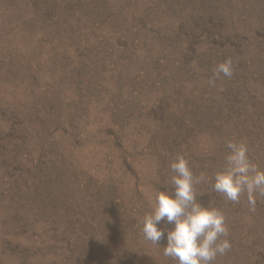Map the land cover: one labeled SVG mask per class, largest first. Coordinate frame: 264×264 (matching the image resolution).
<instances>
[{
	"label": "rangeland",
	"instance_id": "1",
	"mask_svg": "<svg viewBox=\"0 0 264 264\" xmlns=\"http://www.w3.org/2000/svg\"><path fill=\"white\" fill-rule=\"evenodd\" d=\"M231 138L264 169V0H0V264H178L174 223L141 231L177 153L226 216L213 264H264V198L212 188Z\"/></svg>",
	"mask_w": 264,
	"mask_h": 264
},
{
	"label": "clouds",
	"instance_id": "2",
	"mask_svg": "<svg viewBox=\"0 0 264 264\" xmlns=\"http://www.w3.org/2000/svg\"><path fill=\"white\" fill-rule=\"evenodd\" d=\"M221 74L227 78L233 76L230 57L218 63L208 84L215 86ZM226 148L223 165L212 176L213 191L233 204H238L241 196L246 194L248 210L255 213L257 198H264V169L249 158L246 140L228 139ZM169 168L171 187L156 191L151 211L142 217L144 239L159 246L166 229L158 228L157 224L162 220L174 223V227L167 230L163 255L178 264H213L218 256L231 251V243L225 213L197 199L196 185L209 178L204 172L193 174L186 154L177 153Z\"/></svg>",
	"mask_w": 264,
	"mask_h": 264
}]
</instances>
